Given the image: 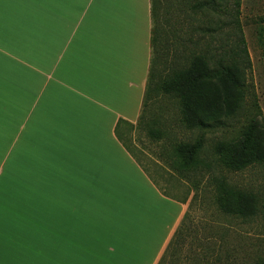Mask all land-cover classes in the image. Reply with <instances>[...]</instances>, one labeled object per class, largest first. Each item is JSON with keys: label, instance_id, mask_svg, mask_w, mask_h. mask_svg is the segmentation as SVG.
<instances>
[{"label": "crops", "instance_id": "obj_1", "mask_svg": "<svg viewBox=\"0 0 264 264\" xmlns=\"http://www.w3.org/2000/svg\"><path fill=\"white\" fill-rule=\"evenodd\" d=\"M152 28V0H0V264L159 261L179 208L114 133Z\"/></svg>", "mask_w": 264, "mask_h": 264}, {"label": "trees", "instance_id": "obj_2", "mask_svg": "<svg viewBox=\"0 0 264 264\" xmlns=\"http://www.w3.org/2000/svg\"><path fill=\"white\" fill-rule=\"evenodd\" d=\"M166 1L152 0L153 56L144 109L138 125L142 123L148 102L154 93H161L175 101L178 121L187 131L214 129L231 117L243 115L244 125L239 129V140L216 142L212 154L217 163L232 171L254 164L264 168V129L258 119L259 112L257 110L255 114H244L247 111L250 113V109L257 107V104L247 84L250 59L237 17L239 0H232L236 11L232 6L230 10L227 4L231 0H226V5H220L221 2L218 0L174 2L181 10L185 7L183 16L187 18V22L181 19V22L177 23L183 37L182 45L177 44L180 48L176 49L173 47L176 45L175 42L173 44L172 39L164 31L165 29L174 31L169 25V15L164 6ZM232 11L235 13L234 16ZM223 12L227 14L228 22L231 24V42L227 40L228 37L226 38L227 33H223L225 24L221 23L219 18L210 22L197 19V15L205 18L209 13L220 15ZM190 15L193 17L192 21L197 20L189 23L187 16ZM190 27L196 28L197 31L191 33ZM212 27L215 28L214 32L217 35L212 32ZM119 124H125L129 133L139 127L133 128L119 120L114 130L119 141H122L117 131ZM147 135L156 141L163 138V133L153 128L147 130ZM202 149L201 137L192 142H178L172 147L168 160L169 167L185 177L186 173L195 170L202 162L199 156ZM179 202L184 203V200ZM215 203L217 209L226 215L242 219L260 215L264 225V197L257 198L254 194L221 182L216 185ZM188 219L189 213L185 212L157 264H180L179 260H182V256L186 260L182 252L184 241L188 236L197 240L199 238L197 233H200V230H209L208 240H212L218 233L223 239L225 232L220 230L221 228L217 229L216 226L206 227L203 223L198 226L197 223L196 229L189 230L186 224ZM200 240L202 242L206 240L203 242L204 248L203 246L198 248L197 252L194 250L195 261L190 264H234L235 255L231 253L233 251H223L218 244L212 242L208 244L207 238L201 235Z\"/></svg>", "mask_w": 264, "mask_h": 264}, {"label": "rangeland", "instance_id": "obj_3", "mask_svg": "<svg viewBox=\"0 0 264 264\" xmlns=\"http://www.w3.org/2000/svg\"><path fill=\"white\" fill-rule=\"evenodd\" d=\"M168 1L164 2V6H166L165 9L169 15V25L174 28V31L165 28L164 31L172 39L173 44L175 42L176 45L173 47L176 49L180 48L177 44L182 45L183 37L177 23L181 22V19L183 22H187V18L183 16L185 7L184 10H181L175 4L178 2L177 0ZM218 1L221 2L220 5H226V0ZM232 2L231 0L227 3L230 10L231 6L233 7ZM234 11H236L235 8ZM234 11H232L233 16ZM187 17H189L188 22L190 23L193 17L191 15ZM237 17L250 59L247 84L257 104V107L250 109V113L247 111L244 114H255L258 110V119L264 129V0H239ZM216 18L225 24L223 33H227L226 38L228 37L227 40L231 42L232 28L226 13L223 12L220 15L209 13L205 18L202 15H197V19L209 22L215 21ZM214 30L215 28L212 27V32L217 35ZM189 31L194 34L197 30L190 27ZM242 116L231 117L225 120L223 125L214 129L187 131L178 121L175 101L161 93H154L148 102L140 126L138 125L139 127L134 132L129 133L127 130L123 135L124 144L140 163L148 179L152 181L153 185L155 183L154 187L157 191L168 201H173L178 206L176 226L183 214L188 212L189 219L186 224L189 230L193 231L196 229L197 223L198 226L203 223L206 227L216 226L217 229L221 228L220 230L225 232L223 239L218 233L212 240H208L210 236L207 229L197 233L199 237L197 240L190 239L188 236L182 249L186 260L182 256V260H179L180 264L182 262L183 264L184 262L194 263V250L197 252L198 248H202V246L204 248L203 242L206 241L202 242L200 235L207 238L208 244L212 242L218 244L223 251H233L231 253L235 255L234 264H264V225L261 216L242 219L226 215L217 209L215 203L216 185L221 182L232 188L254 194L257 198L264 197L263 166L254 164L238 171H232L217 163L212 154V148L216 142L222 140L237 142L239 140V129L244 125V116ZM149 128L161 131L163 138L156 141L148 137L147 130ZM199 137L203 141V149L199 154L202 162L195 170L189 171L183 177L169 167L168 160L172 147L178 142H192ZM182 199L184 203L179 202ZM163 249L162 251H164Z\"/></svg>", "mask_w": 264, "mask_h": 264}, {"label": "bare ground", "instance_id": "obj_4", "mask_svg": "<svg viewBox=\"0 0 264 264\" xmlns=\"http://www.w3.org/2000/svg\"><path fill=\"white\" fill-rule=\"evenodd\" d=\"M118 203V202H117Z\"/></svg>", "mask_w": 264, "mask_h": 264}]
</instances>
